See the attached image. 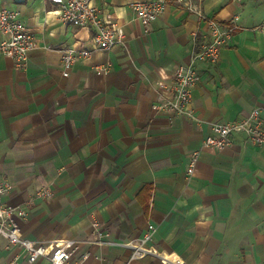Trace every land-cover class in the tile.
Wrapping results in <instances>:
<instances>
[{
    "label": "crops",
    "instance_id": "obj_1",
    "mask_svg": "<svg viewBox=\"0 0 264 264\" xmlns=\"http://www.w3.org/2000/svg\"><path fill=\"white\" fill-rule=\"evenodd\" d=\"M94 0L125 33V45L96 51L64 76L66 49H92L94 31L62 22L50 0H0L19 13L37 47L25 64L0 55V176L14 185L23 235L37 243L81 242L83 264H124L129 251L99 245L93 222L122 243L157 227L153 246L185 264H264V147L234 135L224 150L190 159L212 126L264 106V0H165L145 25L131 3ZM238 29L216 64L195 65L192 116L157 111L175 72L211 41L209 21ZM8 36L0 31V44ZM110 65V73L96 69ZM41 189L51 198L36 199ZM18 260L14 262L15 258ZM0 264H31L19 248ZM34 264H48L40 260ZM132 264H163L149 256Z\"/></svg>",
    "mask_w": 264,
    "mask_h": 264
},
{
    "label": "built area",
    "instance_id": "obj_2",
    "mask_svg": "<svg viewBox=\"0 0 264 264\" xmlns=\"http://www.w3.org/2000/svg\"><path fill=\"white\" fill-rule=\"evenodd\" d=\"M59 6V14L64 24L70 26H88L94 31L92 49H66L62 56L64 76H69L73 65L82 59L89 58L96 51H110L119 45H125L124 30L106 21L95 6L94 0H50ZM165 0L134 1L131 8L136 16L150 25L163 13ZM238 17L231 25L223 26L215 20L209 21L211 41L204 44L188 65H181L175 72L174 85L170 95L160 104L154 105L157 111H165L181 116H192L193 90L199 76L195 65L199 62L206 64L218 63L221 51L229 45L233 33L238 29ZM0 31L8 39L0 44V55L15 60L19 65L25 64L29 54L37 47L35 36L27 25L20 19L19 13L7 9L0 10ZM254 31L264 34V21L254 28ZM110 65L98 67V76L110 73ZM234 135H244L257 146L264 147V106L255 107L242 120L212 126V134L203 142L202 147L193 153L190 159L188 173L191 175L198 166L202 151L207 149L224 150L233 141ZM14 190V185L8 179L0 176V251L3 249L19 248L31 264L45 260L48 264H83L90 258V253H84L79 259L81 242L71 239H59L50 243H37L26 238L21 229V220L27 217V210L21 205L4 202L5 196ZM50 189L39 190L34 198H51ZM96 242L99 245H119L129 251L124 264H132L137 260L152 256L161 260L163 264H185L179 258H171L158 252L153 246L157 227L149 224L144 235L122 243L111 240L110 233L100 229L98 221L93 222ZM18 260L15 258L14 262Z\"/></svg>",
    "mask_w": 264,
    "mask_h": 264
}]
</instances>
